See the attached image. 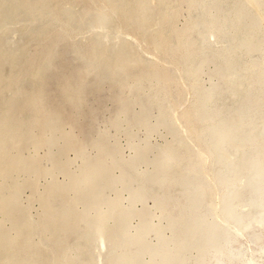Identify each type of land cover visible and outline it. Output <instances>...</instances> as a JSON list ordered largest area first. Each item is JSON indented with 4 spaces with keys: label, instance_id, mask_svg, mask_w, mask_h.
<instances>
[{
    "label": "rangeland",
    "instance_id": "374dc122",
    "mask_svg": "<svg viewBox=\"0 0 264 264\" xmlns=\"http://www.w3.org/2000/svg\"><path fill=\"white\" fill-rule=\"evenodd\" d=\"M56 1L0 0V264L260 263L264 0Z\"/></svg>",
    "mask_w": 264,
    "mask_h": 264
},
{
    "label": "bare ground",
    "instance_id": "6f19581e",
    "mask_svg": "<svg viewBox=\"0 0 264 264\" xmlns=\"http://www.w3.org/2000/svg\"><path fill=\"white\" fill-rule=\"evenodd\" d=\"M57 5V1L56 0H51V7L52 8H54V10L56 9V6ZM57 11V10H56ZM54 13V12H53ZM51 34V33H50ZM43 35V34H42ZM41 34H38V35H34L33 37L35 38V37H37V41H41V39H39L38 40V38L40 37L41 38V36H42ZM46 35V34H45ZM32 37V38H33ZM43 37H44V35H43ZM34 38H33V40H34ZM36 40V39H35ZM38 48H40L39 46H37ZM36 49V48H35ZM37 50V49H36ZM24 54V53H23ZM23 54H22V51H20L17 55H18V57L17 58H12V57H10L9 55H7L6 53H2V55L0 56L1 57V59H3L4 57L6 58V57H8L9 56V58L8 59H6L7 60V62H4L6 65H9L10 67H12L11 68V71L10 72H15L14 74H12V73H10L9 72V75L6 77V76H4V77H2V75H3V73L0 71V84L1 83H3V82H5V83H7L9 80H11V79H14V78H16V80L17 81H21V82H24V79H22L21 78V75H19L18 73H17V70H19L18 68V65L20 64V62H21V64L23 63L21 60H22V56H23ZM44 54V53H43ZM26 55V54H25ZM24 55V56H25ZM23 56V57H24ZM24 59V58H23ZM48 62H49V60H47ZM33 62V61H32ZM32 62H30V63H32ZM34 62L36 63V61L34 60ZM48 62H46L47 64H50V63H48ZM30 63H28V64H30ZM37 64V63H36ZM44 64H45V62H44ZM23 65V64H22ZM46 65V64H45ZM44 65V66H45ZM37 66L42 70V73H41V70L40 69H35L33 66H32V68L31 69H29L30 70V74H29V76H30V81H34V82H32V83H35V80H38V79H42L43 78V76H44V69H43V66L41 67L40 66V64L38 63L37 64ZM47 67H52L51 66V64L50 65H46ZM26 66H24V68H25ZM21 68V67H20ZM46 68V67H45ZM49 70V69H48ZM20 71H21V69H20ZM26 71V70H25ZM29 72V71H28ZM25 74V73H24ZM25 77V76H24ZM26 78V77H25ZM31 78H33V80H31ZM83 80V79H82ZM81 81V80H80ZM4 83V84H5ZM31 83V82H30ZM39 83V82H38ZM38 83H36V85L38 84ZM3 84V85H4ZM33 85V84H32ZM163 86H164V84H163ZM66 92H68L67 90H66ZM2 93H1V90H0V102H1V97H2ZM65 98H66V95L64 96ZM42 98H44V90H43V88H42V84H41V82H40V84L39 85H37L36 86V90H35V93H34V96L32 95L31 96V101L34 103V104H36L38 107H40L41 106V103H38L39 102V100L40 99H42ZM44 103V102H43ZM46 103V102H45ZM14 107H15V104L13 105V106H11V107H8V105H6L5 104V106H4V108H5V111L4 112H6V114L5 115H9L10 117H12V116H14L15 117V113L14 112H17L16 111V109H14ZM40 108H42V107H40ZM3 113V111H0V113ZM19 112V111H18ZM17 112V113H18ZM16 113V114H17ZM4 115V116H5ZM19 118V115L17 116V119ZM16 118H14L13 119V121H12V126H13V124H16V120H17ZM6 120V119H5ZM2 124V123H1ZM4 128H3V131L4 132H8V131H10L11 130V126H10V122H9V120L7 119V121L5 122V123H3V125H2ZM22 130H24V128L23 127H19L18 129H17V132H19V131H22ZM13 133H15L14 132V127H13ZM254 153L255 154H257V152L254 150ZM250 158H252V156L250 157ZM8 163V164H7ZM13 162L10 160V157H6V158H0V166H1V169H0V173H6V169L7 168H9V170H10V167H12V164ZM14 168V167H13ZM12 169V168H11ZM20 169V168H19ZM232 187V186H231ZM70 217V216H69ZM182 218V217H181ZM71 219V218H70ZM264 219V217L262 218V220ZM262 223L263 221H259V223ZM263 224V223H262ZM261 225V224H260ZM246 228V230H247V227H245ZM262 228L263 227H258V229H259V231H257L256 229V231H257V233H259V236H262V238H263V242H262V248H263V250L261 249V251H263L264 252V234H262V232L264 233V229L262 230ZM28 229V228H27ZM249 229V228H248ZM29 231H30V229H29ZM262 231V232H261ZM242 234H243V232H242ZM242 236H244V235H242ZM251 242H253L254 240L251 238V240H250ZM30 243V242H29ZM28 245V244H27ZM8 247V246H7ZM16 248V247H15ZM19 248H21V247H19ZM243 248V247H242ZM242 248L240 249H238L240 252H242ZM13 249H14V247H13ZM28 249V248H27ZM245 250V249H244ZM243 250V251H244ZM13 251V250H12ZM11 251V252H12ZM11 252H10V254H11ZM30 252V251H29ZM31 253V252H30ZM29 253V254H30ZM243 253V252H242ZM9 254V255H10ZM239 254V253H238ZM237 254V252H236V254L235 255H238ZM248 254V253H247ZM28 255V254H27ZM234 255V256H235ZM12 256V255H11ZM36 256V254L34 255V257ZM240 256V255H239ZM247 256V255H246ZM245 256V254H244V257H246ZM262 256V261L260 262V263H257V264H264V253H263V255H261ZM15 258V257H14ZM239 258V257H238ZM8 259H10L9 257H8ZM235 259V258H234ZM13 260V259H12ZM221 260V259H220ZM238 260V259H237ZM251 260V259H250ZM249 260V261H250ZM248 261V260H247ZM251 261H253V260H251ZM250 261V262H251ZM222 262V261H221ZM221 262H220V264H221ZM254 262V261H253ZM225 263V262H224ZM3 264V263H2ZM240 264V263H239Z\"/></svg>",
    "mask_w": 264,
    "mask_h": 264
}]
</instances>
